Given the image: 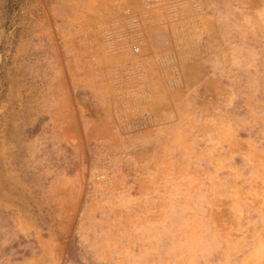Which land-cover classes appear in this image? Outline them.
<instances>
[{"label": "rangeland", "instance_id": "obj_1", "mask_svg": "<svg viewBox=\"0 0 264 264\" xmlns=\"http://www.w3.org/2000/svg\"><path fill=\"white\" fill-rule=\"evenodd\" d=\"M0 264H264V0H0Z\"/></svg>", "mask_w": 264, "mask_h": 264}, {"label": "built area", "instance_id": "obj_2", "mask_svg": "<svg viewBox=\"0 0 264 264\" xmlns=\"http://www.w3.org/2000/svg\"><path fill=\"white\" fill-rule=\"evenodd\" d=\"M139 48H140V47H139L138 45H136V44L133 45V50H134V51H139Z\"/></svg>", "mask_w": 264, "mask_h": 264}]
</instances>
